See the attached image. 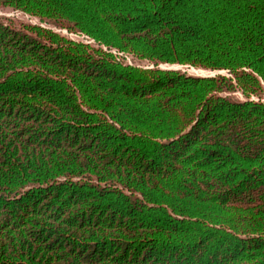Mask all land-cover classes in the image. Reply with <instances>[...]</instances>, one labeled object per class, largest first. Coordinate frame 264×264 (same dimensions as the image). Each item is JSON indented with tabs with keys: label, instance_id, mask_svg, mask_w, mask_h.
I'll return each mask as SVG.
<instances>
[{
	"label": "trees",
	"instance_id": "obj_1",
	"mask_svg": "<svg viewBox=\"0 0 264 264\" xmlns=\"http://www.w3.org/2000/svg\"><path fill=\"white\" fill-rule=\"evenodd\" d=\"M2 7L0 264H264V0Z\"/></svg>",
	"mask_w": 264,
	"mask_h": 264
},
{
	"label": "rangeland",
	"instance_id": "obj_2",
	"mask_svg": "<svg viewBox=\"0 0 264 264\" xmlns=\"http://www.w3.org/2000/svg\"><path fill=\"white\" fill-rule=\"evenodd\" d=\"M0 19L13 22L16 25H20L22 23H31V24H41L44 27L52 28L55 31L70 37L75 40H85L87 41V38L83 35L77 34L75 32H70L68 29L60 27L52 22L41 20L38 17L30 16L28 14H25L24 12L13 10L11 8H0ZM126 62L132 63V64H139V65H146V61H140L137 58L134 57H125ZM164 68H176L180 69L182 71H185L192 75H217V74H227L226 71H210L203 68H196L188 65H161ZM231 96L235 99H241L243 100L245 97L241 92H234L231 94ZM254 98V97H253ZM257 99V97H255ZM262 100H264V94L262 96Z\"/></svg>",
	"mask_w": 264,
	"mask_h": 264
},
{
	"label": "water",
	"instance_id": "obj_3",
	"mask_svg": "<svg viewBox=\"0 0 264 264\" xmlns=\"http://www.w3.org/2000/svg\"><path fill=\"white\" fill-rule=\"evenodd\" d=\"M199 76H214V74L213 75H199Z\"/></svg>",
	"mask_w": 264,
	"mask_h": 264
}]
</instances>
